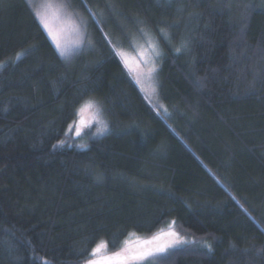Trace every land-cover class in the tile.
Listing matches in <instances>:
<instances>
[{
    "label": "trees",
    "instance_id": "16d2710c",
    "mask_svg": "<svg viewBox=\"0 0 264 264\" xmlns=\"http://www.w3.org/2000/svg\"><path fill=\"white\" fill-rule=\"evenodd\" d=\"M72 2L89 21L63 56L28 0H0V264H79L160 227L191 240L147 264H264V0ZM95 17L157 39L148 95Z\"/></svg>",
    "mask_w": 264,
    "mask_h": 264
},
{
    "label": "rangeland",
    "instance_id": "374dc122",
    "mask_svg": "<svg viewBox=\"0 0 264 264\" xmlns=\"http://www.w3.org/2000/svg\"><path fill=\"white\" fill-rule=\"evenodd\" d=\"M28 1L33 6V10L36 13L40 25L59 53L60 50L57 49L56 46L57 40L59 41L61 48L65 50V56H69L71 53L78 50L85 38L89 21L88 16L84 13L81 7L73 4L72 0ZM41 17L47 20L53 34L57 37V39H54L53 35L49 34V30L46 29L41 23ZM96 20L99 27L103 29L107 40L112 45L115 52L120 56L125 68L132 76L133 80L136 82L142 92L145 95H148L147 93H145L148 78L154 81L152 89L156 87L159 80V45L157 43V39L146 28H139V35H136L134 37V34H129V37H127L126 40V45H124L120 42V37L118 39L117 37L113 36L114 34L111 32V25L108 31L104 26L106 24V21L98 19V17ZM120 23L122 24V26H127V28L131 25V22L130 24H126L124 21H120ZM125 60H127L128 62L127 66L124 63ZM151 67H155V71L149 75L148 69ZM137 80H139V83H137ZM88 102L89 101L87 100V102H85L80 107L83 108V111L80 112L78 116L79 118H77V120L72 124V130L77 131V129H79L80 131H82L81 129L89 119L94 106L88 107ZM96 118L97 116L92 117V122H94ZM81 120H83V123H81ZM170 222L172 223V221ZM171 232L176 233L184 242L191 240V238L186 239L185 236L181 235L173 227H160L147 235H139L137 233L130 232L124 239V241L120 244V246L115 249H109L107 247L106 241L103 240L102 243L104 246L103 248L101 247V251H98L95 253V255L84 259L79 264H147L153 262L155 258L160 257L167 250L163 253H156L153 256L139 260H132L131 256L148 249H155L165 244L173 245V242L176 241V236L169 235V233ZM153 237H158V239L153 240ZM148 241H151V243H147ZM179 244L181 243H175L174 246H177ZM117 254H119L120 257H129V259H116L115 257ZM108 257H113V259L108 260Z\"/></svg>",
    "mask_w": 264,
    "mask_h": 264
},
{
    "label": "snow or ice",
    "instance_id": "6c2138e0",
    "mask_svg": "<svg viewBox=\"0 0 264 264\" xmlns=\"http://www.w3.org/2000/svg\"><path fill=\"white\" fill-rule=\"evenodd\" d=\"M62 6H63V5H62ZM41 23L44 25V27H45L46 29L49 30V34H50V35H53V38H54V39H57V37L53 34L52 29L50 28L49 23L47 22V20H45L43 17H41ZM56 46H57V49L60 50V54H61V55H64L65 50L61 48V45H60V43H59L58 40H57V45H56ZM177 51H180V49H177ZM157 54H158V53H157ZM124 63H125V65L127 66V63H128L127 60H125ZM154 71H155V67H151V68L148 69V74L150 75V74L153 73ZM137 83H139V80H137ZM92 106H94V102L89 101V102H88V107H92ZM82 111H83V108L80 109V112H82ZM78 114H79V113H78ZM97 122H98V123H101V124L103 123L101 120H99V118H98V113H97ZM81 123H83V120H81ZM71 127H72V126L70 125V126H69V130H71ZM103 130H104V129L102 128L100 131L102 132ZM79 134H80V130L77 129V131H76V135H79ZM61 143H63V141H61ZM169 235L176 236V241L173 242V245L165 244V245L159 246V247H157V248H155V249H148V250H146V251H143V252H140V253H137V254L132 255V256H131V259H132V260L144 259V258H147V257L153 256V255H155L156 253H163V252H165L169 247L174 246L175 243H184V241H182L181 238H180L176 233L171 232V233H169ZM152 239L155 240V239H158V237H153ZM147 243H151V241H148ZM99 247H103V245H100ZM99 247H98L97 249H93V253H92L93 255H95V253H96L97 251H99ZM115 258H116V259H123V260H127V259H129V257H120L119 254H117ZM107 259H108V260H111V259H113V257H108Z\"/></svg>",
    "mask_w": 264,
    "mask_h": 264
}]
</instances>
